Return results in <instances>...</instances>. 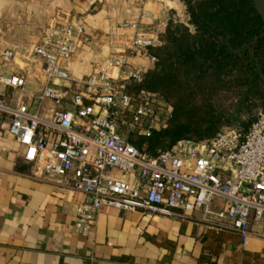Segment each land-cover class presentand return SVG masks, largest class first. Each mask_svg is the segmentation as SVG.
I'll list each match as a JSON object with an SVG mask.
<instances>
[{
    "label": "built area",
    "instance_id": "2783aa9c",
    "mask_svg": "<svg viewBox=\"0 0 264 264\" xmlns=\"http://www.w3.org/2000/svg\"><path fill=\"white\" fill-rule=\"evenodd\" d=\"M123 27L138 30L135 23ZM81 39L80 24L53 17L26 51L42 63L35 110L23 102L12 106L0 90V125L24 147L25 162L36 167L34 177L85 196L77 206L75 230L86 234L104 208L158 216L192 209L206 227L234 232L242 244L251 235L264 240V110L247 130L224 127L212 138L180 140L150 156L131 139L165 128L170 105L158 94L126 91L145 75L127 57L107 58L83 77L61 68L59 62L72 56ZM158 41L138 33L111 44L155 63L149 50ZM0 85L18 92L27 81L13 75L0 77ZM45 101L54 105L48 118L40 113Z\"/></svg>",
    "mask_w": 264,
    "mask_h": 264
},
{
    "label": "crops",
    "instance_id": "0c3cea01",
    "mask_svg": "<svg viewBox=\"0 0 264 264\" xmlns=\"http://www.w3.org/2000/svg\"><path fill=\"white\" fill-rule=\"evenodd\" d=\"M53 17L82 28L85 41L59 62L75 77L89 75L112 56L127 57L144 73L153 70L155 63L141 53L129 56L111 41H131L138 33L159 39L170 22L188 20L181 0H0V54L13 53L0 56V77L27 81L18 92L0 85L12 106L23 102L35 110L42 63L26 51ZM124 23H135L138 30ZM53 109L45 101L40 113L48 118ZM24 152L0 125V264H264V240L251 235L242 244L234 232L206 227L192 209L158 216L104 208L81 234L74 223L85 196L34 177L36 167L25 162Z\"/></svg>",
    "mask_w": 264,
    "mask_h": 264
},
{
    "label": "trees",
    "instance_id": "16d2710c",
    "mask_svg": "<svg viewBox=\"0 0 264 264\" xmlns=\"http://www.w3.org/2000/svg\"><path fill=\"white\" fill-rule=\"evenodd\" d=\"M182 2L192 30L170 22L160 45L149 50L154 69L126 87L130 94H158L171 107L165 128L131 139L150 156L180 140L212 138L223 127L247 130L264 110V21L253 0ZM227 94L235 96L230 109L217 101Z\"/></svg>",
    "mask_w": 264,
    "mask_h": 264
},
{
    "label": "rangeland",
    "instance_id": "374dc122",
    "mask_svg": "<svg viewBox=\"0 0 264 264\" xmlns=\"http://www.w3.org/2000/svg\"><path fill=\"white\" fill-rule=\"evenodd\" d=\"M183 22H185V20H183ZM177 23H179V22L177 21ZM181 24L187 25L190 28V30H192V27L188 24V20L185 23H181ZM233 100H235V96L230 97L228 94L225 95V96H219V97H217V101L219 102V105L224 106L225 109H228V108L230 109L232 107V104L234 105V102L235 101H233ZM241 117L243 118L242 120H244V118H246L247 116L246 115H243Z\"/></svg>",
    "mask_w": 264,
    "mask_h": 264
},
{
    "label": "water",
    "instance_id": "95a60500",
    "mask_svg": "<svg viewBox=\"0 0 264 264\" xmlns=\"http://www.w3.org/2000/svg\"><path fill=\"white\" fill-rule=\"evenodd\" d=\"M253 5L262 21H264V0H253Z\"/></svg>",
    "mask_w": 264,
    "mask_h": 264
}]
</instances>
